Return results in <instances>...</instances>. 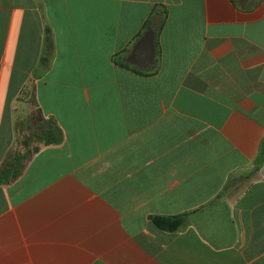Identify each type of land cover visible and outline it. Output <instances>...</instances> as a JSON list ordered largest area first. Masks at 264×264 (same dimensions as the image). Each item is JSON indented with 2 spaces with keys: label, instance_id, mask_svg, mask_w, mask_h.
<instances>
[{
  "label": "crops",
  "instance_id": "1",
  "mask_svg": "<svg viewBox=\"0 0 264 264\" xmlns=\"http://www.w3.org/2000/svg\"><path fill=\"white\" fill-rule=\"evenodd\" d=\"M0 264H264V0H0Z\"/></svg>",
  "mask_w": 264,
  "mask_h": 264
},
{
  "label": "trees",
  "instance_id": "2",
  "mask_svg": "<svg viewBox=\"0 0 264 264\" xmlns=\"http://www.w3.org/2000/svg\"><path fill=\"white\" fill-rule=\"evenodd\" d=\"M159 62V59H158ZM158 71V65L156 66V70L148 73V74H155ZM31 89H28L26 92H24L23 96L30 97L32 95V102L34 103L37 113H36V119L37 127L36 131L37 133L32 137L29 134H24L22 139V147L24 148L23 152H16L14 156H10V159L12 158V161L14 162L13 169L10 171L8 168H4L3 175L6 174V180H16L19 178V176L22 174L23 170L26 166V161L30 159V157L39 151V148L37 146H32L34 143H43L44 145H50V144H58L62 141V130L59 128V126L56 124L54 119L48 118L46 119L44 115L41 113V110L39 108L38 102L36 100L35 96V89L32 85L30 87ZM32 90V91H29ZM17 131L20 132V126L17 125ZM29 130V129H28ZM27 131V129H26ZM19 134V133H18ZM14 157V158H13ZM183 221V217H180L175 221L174 223L170 220H166L163 218H154V222L161 228L164 229H175Z\"/></svg>",
  "mask_w": 264,
  "mask_h": 264
},
{
  "label": "rangeland",
  "instance_id": "3",
  "mask_svg": "<svg viewBox=\"0 0 264 264\" xmlns=\"http://www.w3.org/2000/svg\"><path fill=\"white\" fill-rule=\"evenodd\" d=\"M36 113H37V109L34 103L32 102V95L30 97L23 96L21 101H19L18 103V114H17L18 125L20 126L21 130H23L24 133H26V135L29 134L32 137L37 133L36 127L38 125L37 124L38 121H35ZM22 139L24 140L23 137L19 140L20 142L19 146H21L20 149L24 150V148L21 145Z\"/></svg>",
  "mask_w": 264,
  "mask_h": 264
},
{
  "label": "water",
  "instance_id": "4",
  "mask_svg": "<svg viewBox=\"0 0 264 264\" xmlns=\"http://www.w3.org/2000/svg\"><path fill=\"white\" fill-rule=\"evenodd\" d=\"M136 51H146V60L153 63L155 60L156 49L154 45V33L149 31L145 36L138 42L135 47Z\"/></svg>",
  "mask_w": 264,
  "mask_h": 264
}]
</instances>
